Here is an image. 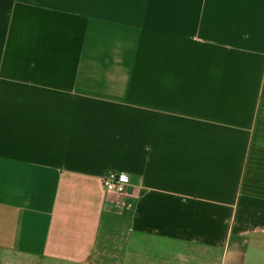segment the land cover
<instances>
[{
    "label": "crops",
    "instance_id": "crops-1",
    "mask_svg": "<svg viewBox=\"0 0 264 264\" xmlns=\"http://www.w3.org/2000/svg\"><path fill=\"white\" fill-rule=\"evenodd\" d=\"M259 246L264 0H0V264Z\"/></svg>",
    "mask_w": 264,
    "mask_h": 264
},
{
    "label": "built area",
    "instance_id": "built-area-1",
    "mask_svg": "<svg viewBox=\"0 0 264 264\" xmlns=\"http://www.w3.org/2000/svg\"><path fill=\"white\" fill-rule=\"evenodd\" d=\"M103 185L109 192L125 194L131 185L130 178L121 172H111L103 178Z\"/></svg>",
    "mask_w": 264,
    "mask_h": 264
},
{
    "label": "rangeland",
    "instance_id": "rangeland-1",
    "mask_svg": "<svg viewBox=\"0 0 264 264\" xmlns=\"http://www.w3.org/2000/svg\"><path fill=\"white\" fill-rule=\"evenodd\" d=\"M259 253H264V247H256ZM260 259H250L246 262L239 263V264H264V256H259Z\"/></svg>",
    "mask_w": 264,
    "mask_h": 264
}]
</instances>
